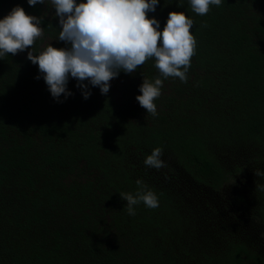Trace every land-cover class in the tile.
Returning a JSON list of instances; mask_svg holds the SVG:
<instances>
[{"label": "trees", "instance_id": "16d2710c", "mask_svg": "<svg viewBox=\"0 0 264 264\" xmlns=\"http://www.w3.org/2000/svg\"><path fill=\"white\" fill-rule=\"evenodd\" d=\"M16 5L43 17V37L0 57V264H264L244 240L214 254L189 251L173 201L151 179L157 169L144 164L165 147L183 176L214 191L232 183L235 207L245 203L244 158L222 160L214 150L237 139L264 148V0H222L204 16L190 0H159L149 18L163 30L170 11H183L197 45L187 83L163 80L155 117L136 100L143 76H159L154 59L132 74L120 71L107 94L85 81L88 99L70 76L72 95L58 102L27 52L69 46L57 39L59 18L50 0L35 7L0 0V19ZM213 138L214 150L207 144ZM166 173L178 176L173 168ZM137 179L157 194L159 207L141 202L129 215L120 193L134 194ZM253 181L264 225L257 187L264 177Z\"/></svg>", "mask_w": 264, "mask_h": 264}, {"label": "clouds", "instance_id": "9594fccd", "mask_svg": "<svg viewBox=\"0 0 264 264\" xmlns=\"http://www.w3.org/2000/svg\"><path fill=\"white\" fill-rule=\"evenodd\" d=\"M29 6L46 4V0H27ZM59 18L58 40L68 47L57 48L49 43L39 54L31 50L27 59L38 65L51 95L58 101L72 95L67 89L69 77L77 81V87L88 99L93 87H99L101 94L110 90V81L120 71L134 73L149 59L159 76L150 80L143 76L136 100L152 117L158 115L154 103L161 95L163 80L179 78L187 83L191 58L196 54V37L192 34L194 21L183 11H170L167 21L160 29L155 17L159 0H50ZM222 0H190L192 10L201 16L207 15L210 6H220ZM43 17L30 15L16 5L0 19V57L16 55L31 49L35 41L43 37L40 26ZM206 26V25H202ZM37 79L40 78L38 75ZM163 78V79H162ZM163 149L154 148L144 160L147 167L157 170L166 168L161 158ZM255 176L264 177V171L256 169ZM137 190L120 193L127 203L129 215H135V206L143 204L151 209L159 207L157 194L141 180H136ZM264 190V185H257Z\"/></svg>", "mask_w": 264, "mask_h": 264}, {"label": "rangeland", "instance_id": "374dc122", "mask_svg": "<svg viewBox=\"0 0 264 264\" xmlns=\"http://www.w3.org/2000/svg\"><path fill=\"white\" fill-rule=\"evenodd\" d=\"M214 140L213 138L207 141L208 146L213 150ZM247 145L237 139L231 145L224 143L214 150L222 160H231L233 157L244 158L242 161L247 178L243 186H246L247 180L250 186L241 189L244 192L245 203L240 207L234 205L236 189L232 183L220 191L198 184L190 177L181 174L182 171L173 160L170 151L162 147L161 158L167 167L176 171L178 176L172 177V173H166V168L154 171L150 176L173 201L177 220L182 223V230L186 233L183 241H186V247L192 253L195 250H203L214 254L229 242L244 240L248 248L264 256V225L257 213L260 196L258 193L254 194L252 187V182H255L253 180L258 178L254 175V171L256 169L264 171V148L259 145H254V148ZM257 155L263 162L256 160ZM235 179L236 176L233 177V181Z\"/></svg>", "mask_w": 264, "mask_h": 264}]
</instances>
